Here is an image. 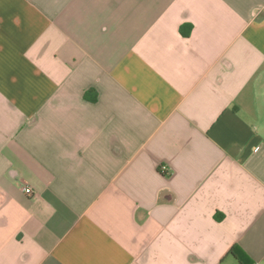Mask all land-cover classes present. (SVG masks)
<instances>
[{
	"label": "crops",
	"instance_id": "obj_1",
	"mask_svg": "<svg viewBox=\"0 0 264 264\" xmlns=\"http://www.w3.org/2000/svg\"><path fill=\"white\" fill-rule=\"evenodd\" d=\"M233 246L264 264V0H0V264Z\"/></svg>",
	"mask_w": 264,
	"mask_h": 264
},
{
	"label": "trees",
	"instance_id": "obj_2",
	"mask_svg": "<svg viewBox=\"0 0 264 264\" xmlns=\"http://www.w3.org/2000/svg\"><path fill=\"white\" fill-rule=\"evenodd\" d=\"M180 34L184 37L189 36V33L191 31V25L189 24H184L180 27L179 29ZM88 94V93H87ZM88 99V98H87ZM90 102H95L96 101V96L93 98L88 99ZM218 219V217H217ZM228 255L231 256L236 260L238 264H254L246 255L245 253L237 246H233L229 252Z\"/></svg>",
	"mask_w": 264,
	"mask_h": 264
},
{
	"label": "built area",
	"instance_id": "obj_3",
	"mask_svg": "<svg viewBox=\"0 0 264 264\" xmlns=\"http://www.w3.org/2000/svg\"><path fill=\"white\" fill-rule=\"evenodd\" d=\"M160 170L164 173L166 170H167V167L166 166H164V165H162L161 167H160ZM25 194H27V195H29V194H31V190L28 188V189H24V191H23Z\"/></svg>",
	"mask_w": 264,
	"mask_h": 264
}]
</instances>
